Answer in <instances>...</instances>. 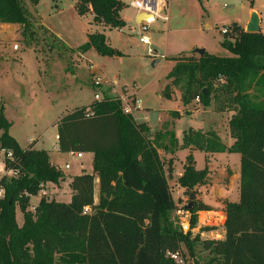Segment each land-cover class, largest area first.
I'll return each mask as SVG.
<instances>
[{
    "label": "trees",
    "instance_id": "trees-1",
    "mask_svg": "<svg viewBox=\"0 0 264 264\" xmlns=\"http://www.w3.org/2000/svg\"><path fill=\"white\" fill-rule=\"evenodd\" d=\"M26 1L0 0V26L17 25L22 36L32 34ZM28 1L33 6L38 3ZM125 6L120 0H78L74 8L79 17L91 12L93 25L121 30L126 26L120 16ZM220 46L229 57L204 52L172 59L161 98L171 100L178 92L183 106L198 99L203 108L213 104L215 113L232 114L227 125L229 148L212 131L188 130L180 146L172 133L168 135L175 150L239 156V198L224 206L222 240L201 241L197 236L191 240L182 234L170 217L176 206L158 139L152 138L145 124L123 115L117 99L104 98L72 110L55 125L58 152L91 154L92 173L71 179L68 204L40 197L32 212L30 199L44 184H56L64 177L47 152L33 149L32 144L21 149L0 116V150L12 155L4 168L18 173L0 179L4 191L0 264H175L167 253L181 256L184 247L194 257L196 244L208 253L205 264H264V33H246L232 24ZM79 50H93L104 58L122 57L98 32L87 35ZM207 175L208 169L195 170L188 156L177 182L189 193ZM16 209L22 215L21 227L16 224Z\"/></svg>",
    "mask_w": 264,
    "mask_h": 264
},
{
    "label": "rangeland",
    "instance_id": "rangeland-1",
    "mask_svg": "<svg viewBox=\"0 0 264 264\" xmlns=\"http://www.w3.org/2000/svg\"><path fill=\"white\" fill-rule=\"evenodd\" d=\"M77 1L38 0L37 5L33 6L27 0L25 9L33 33L22 36L21 31L16 34L13 29L0 36V116L9 124L8 133L20 147L25 148L32 141L38 140L62 174L74 177L92 173L89 154L80 158L59 154L55 139V125L59 118L87 105L94 100L95 94L105 96L103 88H98L91 80L93 72L89 70L90 65L110 86L114 83L117 85L118 95L122 94L123 89L130 92L131 86L137 85L140 89L138 97L141 99L138 112H143L148 121L156 122L158 119L161 123H167L170 114L175 116L179 113L181 118L174 125L178 139L184 131L202 129L212 130L224 144L230 143L226 132L227 115L231 113L218 114L210 108L183 106L178 93L168 101L160 95L167 84L166 76L171 70L173 58L188 55L200 46L215 57H229L230 54L220 46L224 36L220 31L228 29L235 22L243 24L250 10L260 16V32L264 33V0H168L167 23H150L147 33L150 46L139 43L137 24L134 21L136 11L128 6L131 0H122L126 6L120 16L127 25L109 33L111 47L124 55L121 54L123 57L119 58H104L95 52L83 58L77 57L80 50L75 51V48L83 44V35L88 28V20L80 19L74 10ZM14 46L17 50H13ZM152 61L159 63L152 68ZM138 112L135 118L142 116ZM161 135H164L161 129L152 133L153 138L158 140ZM166 141L165 145L163 141L157 143L176 206L170 215L171 220L183 235H190L191 240L195 236L201 241L220 240L223 238V207L228 202H237L239 198V175H232L231 171L221 167L226 162L225 156H218L209 172L206 155L197 152L193 155L194 169L200 171L206 167L208 175L201 185L188 193L177 182L183 173V159H180L181 164L178 163L176 153L169 147V139ZM239 160L238 155L231 160L237 168ZM65 165L68 169H65ZM81 165L83 171L79 170ZM177 170L180 175H177ZM64 174V179L56 184L43 185L45 195L38 193L32 197L29 211L32 212V208L37 206L40 197L48 201L69 202L68 191L62 185L66 179ZM56 186H59V193L55 190ZM190 194L194 195L193 208L197 207L193 214L191 210L184 209L189 203ZM15 213L19 224L22 215L18 209ZM192 220H195L194 226L191 225ZM193 256L189 257L186 249L181 248L183 264H205L209 260L208 253L200 244L194 245Z\"/></svg>",
    "mask_w": 264,
    "mask_h": 264
},
{
    "label": "crops",
    "instance_id": "crops-1",
    "mask_svg": "<svg viewBox=\"0 0 264 264\" xmlns=\"http://www.w3.org/2000/svg\"><path fill=\"white\" fill-rule=\"evenodd\" d=\"M132 1V0H131ZM168 1V0H167ZM121 2H122V0H121ZM74 10H75V8H74ZM253 13H255L256 14V16H257V18H258V20H259V31H261V29H260V27H261V23H262V20H261V18H260V16L258 15V13H256V11H254V10H250L249 11V13H248V15H247V17H246V19H245V21H244V23L243 24H237L236 22L234 23V24H237L238 26H240L242 29H244L245 30V28H246V26L248 25V23L250 22V19H251V16H252V14ZM137 17H138V15L136 14L135 16H134V21H135V23H136V19H137ZM80 19H86V21L88 20V22H87V29H85V34L83 35V44L82 45H84L86 42H87V35H90V34H93V33H95V32H98V33H100V34H103L105 37H106V39L108 40V44L110 45V47H111V44H110V37H109V33L112 31V30H115V29H108V28H105V27H102V26H96V25H93V23H92V20H93V16H92V13L90 12V13H88L86 16H84V17H79ZM123 20H124V18H122ZM125 21V20H124ZM125 24H126V21H125ZM137 24V23H136ZM127 25V24H126ZM205 28H208V26H206ZM15 30V33L17 34V33H19L18 31H20V27L19 26H17V25H1L0 26V36L2 35V33L3 32H6V31H8V30ZM21 34V33H20ZM151 44V43H150ZM82 45H80V46H78L77 48H75V51L76 50H78ZM112 48V47H111ZM113 49H115V48H113ZM198 49H203L201 46L198 48ZM14 50V49H13ZM115 50H117V49H115ZM118 51V50H117ZM155 51V50H154ZM93 50H89V51H87V52H85V53H82V52H78L76 55H77V57H81V58H83V57H85V55H87V54H93ZM204 52H206L207 54H208V52H207V50L204 48ZM193 53V52H192ZM122 54V53H121ZM123 55V54H122ZM124 56V55H123ZM122 56V57H123ZM113 58H117V57H113ZM174 59V58H173ZM4 61H6V59H3ZM153 62V61H152ZM157 63H159V61H157ZM156 63V64H157ZM1 66V65H0ZM174 66V62L172 61V67ZM172 67H171V69H172ZM96 72V74L98 73V75H100L101 76V74L96 70L95 71ZM95 74V75H96ZM93 76H94V73H92V78H93ZM73 79H76L75 77H73ZM92 80V79H91ZM91 88H92V90H94L95 91V88H93L92 86H91ZM176 93H178V92H175L173 95H172V98L174 97V95L176 94ZM160 97H161V95H160ZM171 98V99H172ZM180 98V97H179ZM163 99V98H162ZM94 101V100H93ZM93 101H91V102H89L87 105H84V106H80V107H86V106H88V105H90ZM190 105H195V106H200L199 104H190ZM202 107V106H201ZM208 108H210L211 109V111H214L213 110V106L211 105L210 107H208ZM74 109V108H73ZM203 109H207V108H203ZM138 113H141V112H138ZM176 113H178V112H176ZM135 114H137V112L136 113H134L133 114V119H134V121L136 122V123H138V124H145L149 129H150V135L152 136V133H154L155 132V130L157 129H161V132H162V134H164V135H161L160 136V139L158 140V141H163L164 142V144L163 145H165L166 144V140L167 139H169V137H168V135L170 134V133H172L173 135H174V138H175V140H176V142H177V144H178V146H180L181 145V141H182V136H183V133L184 132H186V131H184V132H182V134H181V137L178 139L177 137H176V135H175V133H174V125H175V123L181 118V115L178 113V117L177 116H171V114H170V121H168L167 123H161L158 119L156 120V122H150V121H148L147 120V117H146V115L142 112L141 114H142V116H140V118H135ZM224 114H226L227 115V113H224ZM60 115H62V114H60ZM144 115V116H143ZM230 115V116H229ZM229 115H227L228 117H227V121L230 119V117H231V114H229ZM171 117H174V118H172L171 119ZM60 119V118H59ZM56 128V127H55ZM189 130H193V129H189ZM188 131V130H187ZM193 131H201V132H203V133H205V132H209V131H212V130H206V131H204V130H202V129H196V130H193ZM212 132H214V131H212ZM215 133V132H214ZM227 136H228V128H227ZM217 135V134H216ZM11 136V135H10ZM218 136V135H217ZM219 137V136H218ZM229 137V136H228ZM13 138V137H12ZM152 138H153V136H152ZM220 138V137H219ZM14 139V138H13ZM55 139H56V146H57V132H56V135H55ZM15 140V139H14ZM221 140V139H220ZM221 142H222V140H221ZM168 143L170 144V139H169V141H168ZM223 143V142H222ZM18 144V143H17ZM32 145H33V149H35V150H42V151H45V152H47L48 153V151L47 150H45V148H43L41 145H40V143H39V141L38 140H36V141H32V143H31ZM31 144H29V145H31ZM224 144V143H223ZM29 145H27L25 148H27ZM226 147H230L231 145H232V140L230 139V143L229 144H224ZM20 147V146H19ZM170 149H172V152H175L176 153V156L178 157V163H180L181 164V158L183 159V162H184V164L182 165V168L184 167V165H185V160H186V158L188 157V156H191L192 158H193V155L195 154V153H197V152H199V151H197L196 149H194V148H188V149H186V150H175V147H173L172 146V144H170ZM21 149H25V148H22V147H20ZM56 149H57V152H58V148L56 147ZM165 149V148H164ZM165 152V151H164ZM59 153V152H58ZM59 154H61V153H59ZM48 155H49V153H48ZM64 155H68V154H64ZM70 155V154H69ZM206 155V154H205ZM83 156H85L84 154H81V157H83ZM218 156H225V161L226 162H224V164L221 166V167H225L226 168V170H229V171H231L232 172V175H239V169H240V164H239V168H237V166H234V164L232 163V161L231 160H233V157L234 156H236V154H211V155H206V165H207V167H208V169H209V172H211V165H212V163H214L213 161H215V159L218 157ZM49 158H50V155H49ZM89 161H90V163H92V155L91 154H89ZM50 163L53 165V166H55V167H57L58 168V165L57 164H54V163H52L51 162V158H50ZM240 163V162H239ZM178 165V164H177ZM180 168V167H179ZM182 168H180V170L182 171ZM79 170L80 171H83V166L81 165L80 166V168H79ZM177 175H180L179 174V171L177 170ZM64 174V173H63ZM65 175V177H66V179H65V181H64V183H62V185H65V187H66V189H67V191H68V196H67V198H68V200H69V202H70V198H71V190H70V188H69V185H70V182H71V179L73 178V177H70V176H68V175H66V174H64ZM81 175V174H80ZM79 176V175H78ZM75 177V176H74ZM96 184H97V182H96ZM60 185H61V183H60ZM56 189V192L57 193H59L60 192V190H59V186H56L55 187ZM238 189H239V187H238ZM97 190H98V187H97V185H96V187H95V201L97 202V198H98V195H97ZM39 197V196H38ZM31 200V199H30ZM55 202H58V203H64V202H61V201H57V200H54ZM68 202V203H69ZM68 203H64V204H68ZM228 203H235V202H228ZM210 206V205H209ZM225 206V205H224ZM212 207V206H211ZM35 207H33L32 209H34ZM223 216H224V207H223ZM223 220H224V217H223ZM22 223H23V219H21V222L18 224L17 222H16V224H17V226L18 227H21L22 226ZM223 227V226H222ZM223 237H224V228H223ZM223 238H221L220 240H222Z\"/></svg>",
    "mask_w": 264,
    "mask_h": 264
},
{
    "label": "built area",
    "instance_id": "built-area-1",
    "mask_svg": "<svg viewBox=\"0 0 264 264\" xmlns=\"http://www.w3.org/2000/svg\"><path fill=\"white\" fill-rule=\"evenodd\" d=\"M166 4L167 0H132L129 2V7L136 11L137 15L143 14L152 17L153 22L155 21H161L163 23H167L168 17L166 14ZM150 22V23H153ZM150 23H146L142 21L140 24H137V36L138 41L143 46H150V40L147 37V33L149 32V26ZM221 34L225 35L228 33L227 28H223L220 31ZM14 50H17V47H13ZM89 70H91L94 73V76L92 78L93 84L97 86L98 88H103L102 91L104 92L105 96L95 94L93 96L94 101H102L104 98H111V99H117L120 103L121 113L125 116H130L133 118V114L135 112H138L141 109V99L138 97V94L140 92V89L137 85H132L130 92H128L126 89L122 90V94H117L116 88L117 85L115 83L113 85H109L108 81L106 79H103L100 75H96L95 69L92 65L89 66ZM195 102H198V99L195 100ZM134 120V119H133ZM76 155L77 157H81V154H71ZM0 179L2 177L7 178H15L17 177L18 173L13 170H5L4 163L6 160H11L12 155L10 152H6L4 150H0ZM65 169H68V166L65 165ZM43 196L45 195V192L43 189L39 192ZM4 198V191L0 188V200ZM88 209H84V214L88 213ZM166 257H168L170 260H172L175 264H183V260L181 256L176 254L167 253Z\"/></svg>",
    "mask_w": 264,
    "mask_h": 264
},
{
    "label": "water",
    "instance_id": "water-1",
    "mask_svg": "<svg viewBox=\"0 0 264 264\" xmlns=\"http://www.w3.org/2000/svg\"><path fill=\"white\" fill-rule=\"evenodd\" d=\"M142 21L146 22V23H150V22H153V19L152 17L150 16H147V15H143V14H140L138 15L137 19H136V23L137 24H140ZM246 33H250V34H256L259 32V20L256 16L255 13L252 14L251 16V19H250V22L248 23V25L246 26L245 30H244ZM193 53L199 55V56H202L203 53H204V50L202 49H196L195 51H193ZM157 61H153L151 63V67L153 68L155 65H156ZM203 93H205V91H203ZM193 198H194V195L193 194H190L189 196V203L188 205L184 208L186 211H190L193 209Z\"/></svg>",
    "mask_w": 264,
    "mask_h": 264
}]
</instances>
